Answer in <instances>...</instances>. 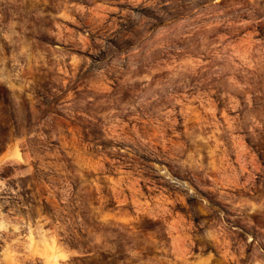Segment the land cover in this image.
<instances>
[{
	"label": "rangeland",
	"instance_id": "obj_1",
	"mask_svg": "<svg viewBox=\"0 0 264 264\" xmlns=\"http://www.w3.org/2000/svg\"><path fill=\"white\" fill-rule=\"evenodd\" d=\"M0 264H264V0H0Z\"/></svg>",
	"mask_w": 264,
	"mask_h": 264
}]
</instances>
